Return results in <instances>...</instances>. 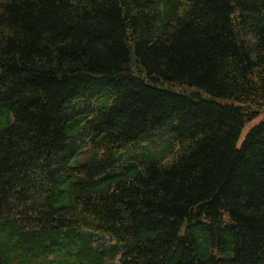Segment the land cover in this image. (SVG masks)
Returning <instances> with one entry per match:
<instances>
[{"label":"trees","instance_id":"obj_1","mask_svg":"<svg viewBox=\"0 0 264 264\" xmlns=\"http://www.w3.org/2000/svg\"><path fill=\"white\" fill-rule=\"evenodd\" d=\"M264 0H0V264H264Z\"/></svg>","mask_w":264,"mask_h":264},{"label":"rangeland","instance_id":"obj_2","mask_svg":"<svg viewBox=\"0 0 264 264\" xmlns=\"http://www.w3.org/2000/svg\"><path fill=\"white\" fill-rule=\"evenodd\" d=\"M264 117V113L262 115L257 116L256 118H254L253 120L247 122L244 127L241 130V134L237 140V146H240L242 140L244 139L245 135L247 134V132L249 131V129L251 127H253L254 125H256L258 122H260Z\"/></svg>","mask_w":264,"mask_h":264}]
</instances>
